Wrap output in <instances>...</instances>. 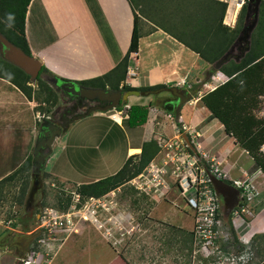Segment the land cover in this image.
Here are the masks:
<instances>
[{
	"label": "rangeland",
	"instance_id": "obj_1",
	"mask_svg": "<svg viewBox=\"0 0 264 264\" xmlns=\"http://www.w3.org/2000/svg\"><path fill=\"white\" fill-rule=\"evenodd\" d=\"M215 1L226 4L222 23L233 28L245 0L242 5L239 0ZM152 26L156 27L139 17L138 28L141 33L152 32ZM142 41L143 45L144 37ZM233 54H236L235 50ZM130 61L134 66L133 57H130ZM183 62L184 65H189L192 74L184 79L183 84L177 85V81L165 84L195 91L180 110L182 119L175 121L174 116L161 107L162 100L168 97L165 92L131 96L127 99L126 106L104 113L93 112L74 121L61 136L55 137L51 154L44 159L35 183L30 168L21 205L14 202L20 188L19 179L3 189L0 200V264H19L18 260L21 264H190L192 253L187 242L188 237L179 230L163 228L158 221L148 216L156 202L165 205L174 202L177 207L185 208L174 184L168 179L174 178V175H171V165H163V160L168 159L164 157L161 146L148 164L164 170L162 178L168 184L166 190L155 193L151 191L145 195L128 181L98 199L91 198L82 203L75 193L83 184L114 174L127 157L139 153L138 147L142 142L152 140L157 145H162L170 140L186 141L195 152L197 148L199 154V144L205 145L199 136L213 122L210 114L205 113L199 98L222 84L226 77L220 73L212 77L205 74L210 70V65L199 70L200 61L190 52L185 54ZM133 66L129 71L133 72ZM45 77L44 73L38 75L43 82ZM126 77L127 72L122 84L132 88L139 87ZM27 84L32 88L33 120L29 147V155L32 157L41 120L51 118L56 110L63 107V103L60 92L47 83V88L55 96L52 105L44 101L46 91L38 86L36 80ZM130 105H143L148 108L144 125L133 129L126 127L125 113ZM237 105L244 108V115L258 122L259 126L264 125V91L258 96L246 95ZM112 115L119 117V124L110 118ZM212 128L206 132L207 135L216 131V126ZM215 136L221 138L219 132ZM227 142L224 141L220 146ZM130 148H136V152L129 153ZM145 168L148 169L149 166ZM105 201H108L110 207H102L108 210L112 219L110 216L105 219V216L99 215L102 210L100 204H106ZM62 215L70 220L68 229L48 232V228L43 227L46 226L44 221L47 218ZM222 218L226 223V217L223 215ZM115 220H125L128 225H117L113 223ZM189 223L188 216L187 224ZM93 241L97 242L93 248L98 252L94 257L88 252ZM108 254L112 255L110 261L99 260ZM164 257L169 258V262L163 260Z\"/></svg>",
	"mask_w": 264,
	"mask_h": 264
},
{
	"label": "crops",
	"instance_id": "obj_2",
	"mask_svg": "<svg viewBox=\"0 0 264 264\" xmlns=\"http://www.w3.org/2000/svg\"><path fill=\"white\" fill-rule=\"evenodd\" d=\"M131 27L132 15L125 0H30L24 14V38L30 55L53 76L65 80H88L111 70L127 51ZM152 28L154 30L148 34L139 30L137 51L130 54L134 70L132 76L127 75L126 78H130L133 84L139 87L165 85L169 81L183 84L191 73L189 65L183 62L187 52L200 61L199 70L207 65L158 27ZM142 36L145 40L143 45ZM193 80L197 81L196 77ZM32 105L14 86L0 79V179L13 172L29 156ZM212 121L199 136L205 144H199V154L206 160L214 159L231 179H242L249 174L255 176L257 195L244 206V212L231 213L229 229L234 236L233 245L249 254L244 264H264V174L233 142L221 124L214 119ZM213 126H216V131L207 135ZM218 132L221 138L215 136ZM224 141L228 142L220 146ZM105 203L100 204L102 210L99 215L108 219L110 214L106 208L109 209L110 204L108 201ZM148 216L163 228L179 230L188 237L192 253L190 264L216 261L214 255L205 256L193 239L191 212L186 206L156 202ZM113 223L123 227L128 225L125 220ZM96 244L93 241L89 245L88 252L93 257L98 254L93 248ZM218 247L224 252V244L219 243ZM111 256L108 254L99 260L110 261Z\"/></svg>",
	"mask_w": 264,
	"mask_h": 264
},
{
	"label": "trees",
	"instance_id": "obj_3",
	"mask_svg": "<svg viewBox=\"0 0 264 264\" xmlns=\"http://www.w3.org/2000/svg\"><path fill=\"white\" fill-rule=\"evenodd\" d=\"M30 0H0V34L24 54L31 56L24 38V14ZM132 15V27L127 51L121 60L105 74L82 80L79 84L91 88L116 90H155L164 85L132 88L122 84L127 70L132 68L130 54L137 51L139 28L142 17L169 35L175 41L194 53L207 65L217 61L232 45L242 27L245 5L236 17L235 25L229 28L222 23L226 4L215 0H125ZM162 21H164L162 23ZM218 73L226 80L199 98L201 105L208 111L211 119L221 124L233 142L243 149L255 166L264 174V125L244 115V108L238 106L246 95H260L264 91V0L260 1L257 24L250 36L248 51L238 61L229 60L222 64ZM57 78L40 65L39 74ZM205 74H209V71ZM0 79L14 86L28 101H32V88L29 78L18 68L0 58ZM38 86L46 91L44 101L52 105L54 94L46 82L35 79ZM121 83V85H120ZM48 111V110H47ZM148 108L143 105H130L125 113V125L129 129L144 125ZM255 126V127H254ZM139 153L126 158L121 167L112 175L79 186L75 193L82 203L87 199H98L106 193L122 186L138 175L157 154L158 146L154 141L142 142ZM32 157L29 155L13 172L0 179V200L3 189L20 180V188L14 202L21 205L27 189L28 173ZM19 176V177H18ZM229 213L226 225L230 231Z\"/></svg>",
	"mask_w": 264,
	"mask_h": 264
},
{
	"label": "built area",
	"instance_id": "obj_4",
	"mask_svg": "<svg viewBox=\"0 0 264 264\" xmlns=\"http://www.w3.org/2000/svg\"><path fill=\"white\" fill-rule=\"evenodd\" d=\"M238 2L242 5L243 0ZM127 75L131 76V71L127 70ZM157 146L162 147L164 157L168 159L163 160V165L172 166L171 175H174V178H168L169 181L174 184L183 203L191 212L193 239L205 256L214 255L216 258L215 262L207 264H244L249 254L233 245L230 232L222 218L224 213L221 198L214 191L209 177L231 186L236 191L237 204L229 213H242L244 206L251 203L257 195L255 176L249 174L242 179L229 178L214 159H204L198 154L197 148L195 152L186 141L170 140ZM147 166L148 169L144 168L129 180L131 185L145 195L151 191L155 193L166 190L168 184L162 178L164 170L155 168L151 163ZM44 222L46 226L43 227L48 228V232L68 229V224H71L66 215L47 218ZM219 243L225 245L224 252L220 251Z\"/></svg>",
	"mask_w": 264,
	"mask_h": 264
},
{
	"label": "water",
	"instance_id": "obj_5",
	"mask_svg": "<svg viewBox=\"0 0 264 264\" xmlns=\"http://www.w3.org/2000/svg\"><path fill=\"white\" fill-rule=\"evenodd\" d=\"M261 0H245V15L241 29L238 32V35L229 49L211 66L209 70V76L212 77L214 74L218 73V68L229 60H233L234 62H238L243 55L249 49L250 36L252 31L254 30L257 19H258V10L259 4ZM244 3V2H243ZM242 3V4H243ZM236 51V54H233V51ZM0 57L3 61L9 63L10 65L18 68L25 75L28 76L29 81H33L38 76L40 70V63L33 58L32 56H28L24 54L19 48L12 45L9 41H7L0 34ZM44 81L50 85H57V80L54 78L45 77ZM60 91L73 95L80 100H84L86 102H98L105 103L104 106H91L84 113L78 114L76 116L71 117L69 120H66L68 124L73 123L76 120L83 119L91 114V112L99 111V112H108L116 109L119 105L126 106L127 99L131 96H149L159 94L165 90H167L171 96L177 99V102L174 107V120L178 121L180 110L182 106L190 100L191 95L186 94L183 96L181 92L178 91L176 86H170L166 88H158L155 90H146V91H137V90H127L121 92L120 89L117 90H108L107 88H87V87H78L75 88L71 82H61L58 86ZM195 93V91L193 92ZM166 112L171 113L170 108L164 109ZM48 127V131L44 135H48V138L45 142H43L40 147L38 141L33 146L32 151V161H31V173L34 178V183L37 179V175L40 172V168L43 165L44 159L51 154V145L55 139L64 133L67 129V125L62 124L61 127H65L62 130L61 128L51 124L46 123ZM211 185L216 192L217 195L221 198L223 213L227 215L237 204L236 200V191L229 185L213 178L209 177ZM19 264H21L20 260H18Z\"/></svg>",
	"mask_w": 264,
	"mask_h": 264
},
{
	"label": "flooded vegetation",
	"instance_id": "obj_6",
	"mask_svg": "<svg viewBox=\"0 0 264 264\" xmlns=\"http://www.w3.org/2000/svg\"><path fill=\"white\" fill-rule=\"evenodd\" d=\"M47 77H49V76H46V78ZM49 78H52V77H49ZM66 81L71 82L75 88H78L80 86L87 87V86H83V85L79 84L80 81H77V80H66ZM66 81L57 80V83H56L57 85L48 84L49 86L55 88L56 90H58L60 92V94H61V102L63 103V107L61 109L56 110L55 113L53 115H51V118L46 117V118L41 120L40 125H39L38 135H37V138L35 140V144L38 141L40 147L42 146L43 142H45L47 140V138H48V135H46V136L44 135L46 132H49L48 131V127L46 125L47 122L60 127L61 128V132H62V130L65 129V127H61L62 124L67 125L66 128H68V126L71 124V123L68 124L66 120H69L71 117L76 116L78 114L84 113L91 106L102 107V106L105 105V103L86 102L84 100H80V99L76 98L73 95H70V94H67V93H64V92L60 91L58 86L60 85L61 82H66ZM166 87H169V86L164 85V87H162V88H166ZM87 88H91V87H87ZM118 89H120L121 92L125 91V90L121 89V86L118 87ZM108 90H110V89H108ZM178 91L181 92V94L183 96H185L186 94H190L191 95V93L194 92V91H190V90H188L186 88L185 89L184 88H178ZM163 92L167 93L168 97L164 98L162 100L161 107L163 109L170 108L171 109V114H172V116H174V107H175V104L177 102V99L175 97L171 96V94L167 90H165ZM118 107H123V105H119ZM80 111H82V112H80ZM94 112H99V111H94ZM91 113H93V112H91ZM62 134L63 133H61V135Z\"/></svg>",
	"mask_w": 264,
	"mask_h": 264
},
{
	"label": "bare ground",
	"instance_id": "obj_7",
	"mask_svg": "<svg viewBox=\"0 0 264 264\" xmlns=\"http://www.w3.org/2000/svg\"><path fill=\"white\" fill-rule=\"evenodd\" d=\"M216 74H217V73H216ZM110 118H111L112 120H114L116 123L119 124L120 119H119V117H118L117 115H112ZM134 152H136L135 149H130V151H129V153H134Z\"/></svg>",
	"mask_w": 264,
	"mask_h": 264
}]
</instances>
